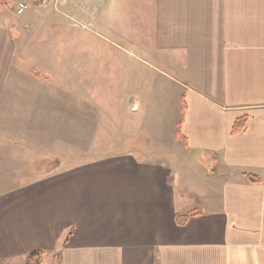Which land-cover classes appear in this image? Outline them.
<instances>
[{"label":"crops","instance_id":"0c3cea01","mask_svg":"<svg viewBox=\"0 0 264 264\" xmlns=\"http://www.w3.org/2000/svg\"><path fill=\"white\" fill-rule=\"evenodd\" d=\"M153 4L118 145L86 133L64 163L52 85L19 63L36 36L0 15L2 264H264V2ZM34 57L52 69V53Z\"/></svg>","mask_w":264,"mask_h":264},{"label":"rangeland","instance_id":"374dc122","mask_svg":"<svg viewBox=\"0 0 264 264\" xmlns=\"http://www.w3.org/2000/svg\"><path fill=\"white\" fill-rule=\"evenodd\" d=\"M18 1L0 0V15L23 37L36 36L29 42L34 48L24 49L33 57L20 47L19 63L42 83H51L53 129H64L61 133L72 137L53 140L52 157L71 161L77 150H69L81 142L89 144L84 135L91 132L99 136L98 145L101 140L110 147L118 145L113 125L118 120L126 125L123 105L131 101L130 44L133 47L136 40L142 59L152 58L145 51H152L155 43L153 0H57L23 16L16 13ZM48 52L52 69L34 57Z\"/></svg>","mask_w":264,"mask_h":264},{"label":"trees","instance_id":"16d2710c","mask_svg":"<svg viewBox=\"0 0 264 264\" xmlns=\"http://www.w3.org/2000/svg\"><path fill=\"white\" fill-rule=\"evenodd\" d=\"M185 108H186V105L184 102H182V112L183 113L185 111ZM178 134H180V132H178ZM249 178L251 181H254V182L258 181L255 177L249 176ZM176 221L180 227H184V226H186V224L189 221V216L177 215ZM43 263H44V256L40 252H34V253L30 254L27 258V261H26V264H43ZM0 264H2V263L0 262Z\"/></svg>","mask_w":264,"mask_h":264},{"label":"built area","instance_id":"2783aa9c","mask_svg":"<svg viewBox=\"0 0 264 264\" xmlns=\"http://www.w3.org/2000/svg\"><path fill=\"white\" fill-rule=\"evenodd\" d=\"M54 1L57 0H19L16 7V13L18 16H23L32 8L49 6Z\"/></svg>","mask_w":264,"mask_h":264}]
</instances>
